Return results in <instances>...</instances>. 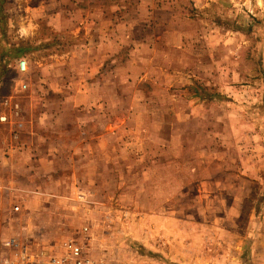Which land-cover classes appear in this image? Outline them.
<instances>
[{
    "label": "rangeland",
    "instance_id": "rangeland-1",
    "mask_svg": "<svg viewBox=\"0 0 264 264\" xmlns=\"http://www.w3.org/2000/svg\"><path fill=\"white\" fill-rule=\"evenodd\" d=\"M44 1L0 0V153L38 138L70 147L45 175L0 160V240L14 241L0 261L71 238L105 264H264V10L207 27V1L109 0V22L94 0ZM108 26L110 125L106 105L75 115L30 64L72 55ZM207 104L221 118L211 128Z\"/></svg>",
    "mask_w": 264,
    "mask_h": 264
},
{
    "label": "crops",
    "instance_id": "crops-1",
    "mask_svg": "<svg viewBox=\"0 0 264 264\" xmlns=\"http://www.w3.org/2000/svg\"><path fill=\"white\" fill-rule=\"evenodd\" d=\"M48 1L45 0L44 3L48 4ZM96 1V6L93 11L96 13L95 18L97 20H107V22L113 19V14L109 12L106 16L100 13L101 8L105 6V3L109 0H94ZM199 3H204L207 1V27L214 19L219 18L218 15H222L223 13H227L230 11L231 14L235 15V18L244 19L245 16L252 14L261 13V9L264 10V0H197ZM147 5V4H146ZM148 6V5H147ZM98 11V12H97ZM104 11V10H103ZM220 19V18H219ZM217 27V26H216ZM221 28V27H217ZM207 30H209L207 28ZM98 33L97 40L93 38L92 42L87 44H83L82 48L75 47L72 50L75 52L72 55H62L64 51H60L59 58L54 56L50 62H38L30 63L31 55H26L30 64H35V67H38L43 72V76L39 77V83L45 84L46 90H51L56 93H61L63 95V102L65 105H69L71 111L75 113V115L83 116L85 110L87 108H91L92 106H97V108L102 111L99 106L106 105L108 112V123H110V116H116V108L114 107L115 100V84L113 81H110V78L99 79L100 68L107 64V68L109 69V61L110 55L111 58L114 59L115 50H116V36L115 33L110 30V26L106 28V31L101 33L98 28L93 30ZM95 40L97 41L95 43ZM84 42H86L84 40ZM175 43V41H174ZM12 46L18 48L21 54L24 52H30L34 50H38V46H34L31 44H20L13 43ZM70 53V52H69ZM21 56V55H20ZM18 57L17 60V68L18 61L23 58ZM108 75V73H107ZM27 76H32V66L29 67V71ZM34 88L36 83L31 84ZM30 85V89H31ZM127 83H125V87ZM32 88V90H33ZM36 90V88H35ZM72 91V94L69 92ZM34 93V92H33ZM69 94V98H68ZM145 93H139V97L137 95L130 94L129 99L132 96H136L138 100H142L143 95ZM48 107V103L45 105ZM141 106V105H140ZM136 107H128L124 112L119 113L125 116L130 115ZM212 108L207 104V128L210 127L211 121L216 119L221 121L220 117L212 116ZM138 111L142 114L146 111L142 106L138 107ZM47 112V111H46ZM77 126L82 124V119L79 118V122H77ZM81 130V128H77V131ZM84 133L80 131L78 133L74 143L77 146H82L84 143ZM99 144V141L97 142ZM43 146V149L41 146ZM65 144L55 143L53 141L47 140L45 138H38L37 141H33L31 144L25 146H11L3 150V154L0 153V160H8L9 166L11 169H16L18 172H23L26 174L37 173V174H49L50 170H54V168L50 170H43L45 165H54L53 158L56 156V151L62 150ZM66 147H70L69 145H65ZM42 150V151H40ZM8 157H7V156ZM39 163L41 167L36 168L35 164ZM21 169V170H20Z\"/></svg>",
    "mask_w": 264,
    "mask_h": 264
},
{
    "label": "built area",
    "instance_id": "built-area-1",
    "mask_svg": "<svg viewBox=\"0 0 264 264\" xmlns=\"http://www.w3.org/2000/svg\"><path fill=\"white\" fill-rule=\"evenodd\" d=\"M18 67L21 72L27 69V60L21 59L18 62ZM23 89L27 88V84L23 83ZM2 120H6V116L1 117ZM86 195L82 194L81 198H85ZM4 243L6 246L14 244V241L2 242L0 240V246ZM0 264H105L94 260L91 256L85 252L83 246L74 239H66L62 242L60 250L44 247L38 251L30 252L26 249L14 258H5L0 261Z\"/></svg>",
    "mask_w": 264,
    "mask_h": 264
},
{
    "label": "trees",
    "instance_id": "trees-1",
    "mask_svg": "<svg viewBox=\"0 0 264 264\" xmlns=\"http://www.w3.org/2000/svg\"><path fill=\"white\" fill-rule=\"evenodd\" d=\"M18 49V48H17ZM17 51H20V50H17Z\"/></svg>",
    "mask_w": 264,
    "mask_h": 264
}]
</instances>
